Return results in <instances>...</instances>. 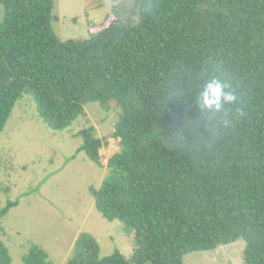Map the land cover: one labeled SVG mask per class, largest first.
Returning a JSON list of instances; mask_svg holds the SVG:
<instances>
[{
  "label": "trees",
  "instance_id": "16d2710c",
  "mask_svg": "<svg viewBox=\"0 0 264 264\" xmlns=\"http://www.w3.org/2000/svg\"><path fill=\"white\" fill-rule=\"evenodd\" d=\"M56 1L0 0V136L27 94L55 132L87 104L119 108L120 150L90 191L138 247L130 260L102 258L82 234L68 264H184L239 240L244 264H264V0H133L135 24L114 13L100 26L88 20L87 39L66 41L51 27ZM212 77L236 97L219 113L199 106ZM78 136L77 155L103 167L108 140L93 126ZM18 206L9 201L0 220ZM11 263L0 241V264ZM23 263L54 264L38 245Z\"/></svg>",
  "mask_w": 264,
  "mask_h": 264
},
{
  "label": "rangeland",
  "instance_id": "374dc122",
  "mask_svg": "<svg viewBox=\"0 0 264 264\" xmlns=\"http://www.w3.org/2000/svg\"><path fill=\"white\" fill-rule=\"evenodd\" d=\"M117 1L57 0L51 27L59 39L66 41L89 37V14L98 21L113 11L111 15L115 13L123 24H135L138 18L133 0L111 7ZM4 15L0 5V24ZM85 110V117L55 132L43 123L33 96L27 94L16 103L0 136V208L9 201H19V206L0 220V241L9 249L11 264H24L23 258L32 245L45 249L54 264H68L76 255L82 234L97 240L102 258L120 252L130 260L138 248L134 229L105 219L90 191L92 187L99 189L111 171L106 159L119 150L113 133L121 110L113 107L106 112L99 103L87 104ZM90 126L108 140L100 151L104 165L101 168L85 153L77 155L83 142L78 134ZM75 155L76 159L68 162ZM245 249L246 242L239 240L214 251L188 254L183 262L244 264Z\"/></svg>",
  "mask_w": 264,
  "mask_h": 264
},
{
  "label": "clouds",
  "instance_id": "9594fccd",
  "mask_svg": "<svg viewBox=\"0 0 264 264\" xmlns=\"http://www.w3.org/2000/svg\"><path fill=\"white\" fill-rule=\"evenodd\" d=\"M199 106L202 110L219 113L225 105L231 104L236 97L228 90L229 86L222 79L212 77L202 86Z\"/></svg>",
  "mask_w": 264,
  "mask_h": 264
},
{
  "label": "crops",
  "instance_id": "0c3cea01",
  "mask_svg": "<svg viewBox=\"0 0 264 264\" xmlns=\"http://www.w3.org/2000/svg\"><path fill=\"white\" fill-rule=\"evenodd\" d=\"M117 1V0H116ZM123 0H118L117 2H113L114 4H111L112 6L111 7H115V6H117L118 4H120V2H122ZM98 7H100V6H98ZM97 7V8H98ZM113 13V11H111V12H109L108 14H107V16H103L102 18H101V20H98V21H95V20H93V18L91 17V15L89 14V19L93 22V24H95L96 26H100V25H102V24H104V22H105V20L107 19V17H109L111 14Z\"/></svg>",
  "mask_w": 264,
  "mask_h": 264
},
{
  "label": "built area",
  "instance_id": "2783aa9c",
  "mask_svg": "<svg viewBox=\"0 0 264 264\" xmlns=\"http://www.w3.org/2000/svg\"><path fill=\"white\" fill-rule=\"evenodd\" d=\"M114 139H115V138H114ZM118 142H119V146H118L117 148H119V150H120V140H119V139H118ZM119 150H118V151H119ZM118 151H117V152H118ZM117 152H116V153H117ZM109 160H110V159H109ZM109 160L106 159V163H107ZM107 164H108V163H107Z\"/></svg>",
  "mask_w": 264,
  "mask_h": 264
}]
</instances>
